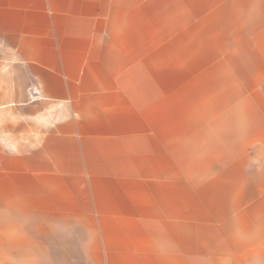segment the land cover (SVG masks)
<instances>
[{"label": "crops", "instance_id": "0c3cea01", "mask_svg": "<svg viewBox=\"0 0 264 264\" xmlns=\"http://www.w3.org/2000/svg\"><path fill=\"white\" fill-rule=\"evenodd\" d=\"M0 264H264V0H0Z\"/></svg>", "mask_w": 264, "mask_h": 264}, {"label": "built area", "instance_id": "2783aa9c", "mask_svg": "<svg viewBox=\"0 0 264 264\" xmlns=\"http://www.w3.org/2000/svg\"><path fill=\"white\" fill-rule=\"evenodd\" d=\"M35 98V97H34Z\"/></svg>", "mask_w": 264, "mask_h": 264}]
</instances>
